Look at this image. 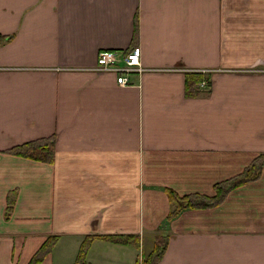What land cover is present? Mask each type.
I'll return each instance as SVG.
<instances>
[{
	"label": "crops",
	"instance_id": "obj_1",
	"mask_svg": "<svg viewBox=\"0 0 264 264\" xmlns=\"http://www.w3.org/2000/svg\"><path fill=\"white\" fill-rule=\"evenodd\" d=\"M0 35V264L46 240L32 264H66L63 235L139 244L169 212L162 187L213 194L264 152V0H0ZM134 46L147 69L130 83L92 68ZM37 138L39 158L8 151ZM165 222L156 264H264V165ZM97 240L133 243L94 235L85 264L136 261Z\"/></svg>",
	"mask_w": 264,
	"mask_h": 264
},
{
	"label": "trees",
	"instance_id": "obj_2",
	"mask_svg": "<svg viewBox=\"0 0 264 264\" xmlns=\"http://www.w3.org/2000/svg\"><path fill=\"white\" fill-rule=\"evenodd\" d=\"M6 38V35H0V42L3 41ZM200 81V78L197 76H192V74H186V84H185V92L188 95H192L195 93V89L198 85V82ZM52 137V136H48ZM43 138V137H41ZM41 138H37L33 141H28L26 143L17 144L8 149L10 152H16L22 155L27 156H34L38 157L35 154L41 153L39 151L40 148L46 147L45 144H41L40 140ZM53 142H50L48 146H52ZM46 152V151H44ZM46 154V153H44ZM40 155V154H38ZM39 158V157H38ZM264 165V152H261L252 160L242 172L239 174H236V176H231L226 179L217 181L214 184V193L213 194H204V193H198V192H189L180 194L176 192L174 189L170 187H166L167 194L170 199V209L169 212L166 215V218H171L176 215H178L183 209L186 208H202V207H209L214 206L219 203H221L225 197V194L233 188L234 186L241 184L243 181L255 179L258 177L261 173V169ZM168 221V220H166ZM94 235H100L105 236L109 238L112 241H119L122 243H138L139 242V234L132 233V234H88L85 236L84 240L82 241V250L86 252L87 244L94 238ZM167 242V237L159 234L158 240L154 243L153 247H151V250L148 252H145L143 250V256H142V263L141 264H156L158 260L161 258V255L165 249ZM52 246L51 240L50 241H44L38 252H36L30 260V264L33 262H36L41 259L44 252L48 251L50 247ZM80 250L79 255L80 259L77 260L76 264H82L84 261L82 259V256L84 255V252Z\"/></svg>",
	"mask_w": 264,
	"mask_h": 264
},
{
	"label": "rangeland",
	"instance_id": "obj_3",
	"mask_svg": "<svg viewBox=\"0 0 264 264\" xmlns=\"http://www.w3.org/2000/svg\"><path fill=\"white\" fill-rule=\"evenodd\" d=\"M249 181H252V179L243 181L241 184H238V185L234 186L233 188H235L237 186H241L242 184H245V183H247ZM162 189H164L165 193L167 194L166 187H162ZM230 190H228V192L225 194V197L230 192ZM225 197H224V199H225ZM168 199H169V196H168ZM169 202H170V199H169ZM171 204L172 203H170V205ZM175 217H177V215L174 216V217L168 218V219L165 216L157 224H152L151 223L152 225L149 224V225H145L146 227H142L146 233H145V235L143 237V242H140L139 244L135 245V243L134 244L133 243H129V245H120V244H109L108 243L109 245H107L106 241H103V240H99L98 241L97 240L96 247L101 249V245H106V246H108L109 250L118 248L117 250H118V254L120 256L123 253L131 254L133 252V256L136 255V257H137L136 261L133 258V260L130 263H128V262H126L124 260L123 261L120 260L119 263L120 264H141L142 263L143 250H145V252H148V251L151 250V246H152V244L154 245L156 240H158L159 234L161 232H165V231H163L164 230L163 227H164V225L166 223L165 221L168 220L170 222ZM162 221L165 222V223H163ZM141 232H143V231H141ZM74 235H76V234H74ZM74 235L72 237L70 235H63L57 241V248H56V251H55L56 260L64 261V263H66V264L67 263L72 264L73 262H74L73 264H75L77 262V260L80 259L79 258L80 257L79 252H80V250H82V246L81 245H82V241L84 240L85 237L81 240L80 245H79L78 239ZM90 243H91V241L87 244L86 252L82 250L84 252V255L82 256V259L84 261L83 264H85V262H86L85 259L89 258V254L87 252L89 250ZM103 264H110V263L109 262H107V263L103 262Z\"/></svg>",
	"mask_w": 264,
	"mask_h": 264
},
{
	"label": "built area",
	"instance_id": "obj_4",
	"mask_svg": "<svg viewBox=\"0 0 264 264\" xmlns=\"http://www.w3.org/2000/svg\"><path fill=\"white\" fill-rule=\"evenodd\" d=\"M92 68L99 71L115 72L116 80L121 85L130 83L129 74L131 72L147 69L140 62V46H134L121 56L115 50L102 49L99 51L96 64Z\"/></svg>",
	"mask_w": 264,
	"mask_h": 264
}]
</instances>
